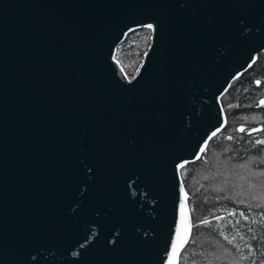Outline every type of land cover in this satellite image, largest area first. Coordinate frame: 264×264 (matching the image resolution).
I'll list each match as a JSON object with an SVG mask.
<instances>
[{
  "label": "water",
  "instance_id": "obj_1",
  "mask_svg": "<svg viewBox=\"0 0 264 264\" xmlns=\"http://www.w3.org/2000/svg\"><path fill=\"white\" fill-rule=\"evenodd\" d=\"M262 53L264 0H0V264H179L181 169Z\"/></svg>",
  "mask_w": 264,
  "mask_h": 264
},
{
  "label": "trees",
  "instance_id": "obj_2",
  "mask_svg": "<svg viewBox=\"0 0 264 264\" xmlns=\"http://www.w3.org/2000/svg\"><path fill=\"white\" fill-rule=\"evenodd\" d=\"M150 36L148 29L136 31L118 48L130 77ZM263 97L264 53L222 98L226 127L199 161L181 169L193 231L179 264H264Z\"/></svg>",
  "mask_w": 264,
  "mask_h": 264
},
{
  "label": "snow or ice",
  "instance_id": "obj_3",
  "mask_svg": "<svg viewBox=\"0 0 264 264\" xmlns=\"http://www.w3.org/2000/svg\"><path fill=\"white\" fill-rule=\"evenodd\" d=\"M148 27L151 28V25H148ZM262 103H264V102H262ZM240 131H244V129L241 128ZM259 143H264V141H259ZM181 167H183V165H181ZM234 214L235 213H233V215ZM184 215H185V210L183 209V206H182V211H181V224H182V227L177 229V238H178V240L180 239L182 233L185 235V238L183 239V241L181 243V246H182L183 243H187L186 236L188 234H190L191 227H192L191 223L189 222L187 224V227H186V230H185V228L183 227V225H184ZM203 223H208V221H203ZM172 247H173V250L175 251L177 245L174 244ZM169 260H170V264H171V258H169Z\"/></svg>",
  "mask_w": 264,
  "mask_h": 264
},
{
  "label": "bare ground",
  "instance_id": "obj_4",
  "mask_svg": "<svg viewBox=\"0 0 264 264\" xmlns=\"http://www.w3.org/2000/svg\"><path fill=\"white\" fill-rule=\"evenodd\" d=\"M263 54V53H262Z\"/></svg>",
  "mask_w": 264,
  "mask_h": 264
}]
</instances>
